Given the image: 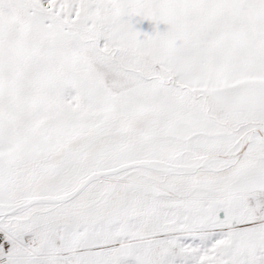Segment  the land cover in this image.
<instances>
[{
  "label": "snow or ice",
  "instance_id": "1",
  "mask_svg": "<svg viewBox=\"0 0 264 264\" xmlns=\"http://www.w3.org/2000/svg\"><path fill=\"white\" fill-rule=\"evenodd\" d=\"M0 264H264V0H0Z\"/></svg>",
  "mask_w": 264,
  "mask_h": 264
}]
</instances>
